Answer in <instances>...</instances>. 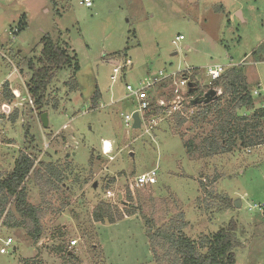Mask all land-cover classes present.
Wrapping results in <instances>:
<instances>
[{
  "label": "rangeland",
  "instance_id": "rangeland-1",
  "mask_svg": "<svg viewBox=\"0 0 264 264\" xmlns=\"http://www.w3.org/2000/svg\"><path fill=\"white\" fill-rule=\"evenodd\" d=\"M82 1L0 0V87L7 82L14 94L8 105L0 97V180L20 152L61 171L43 194L33 174L26 180L27 201L39 210L41 237L32 241L29 223L24 228L0 224V264H156L145 219L162 226L180 214L184 233L195 242L234 221L240 243L235 264H264V207L248 211L264 202V144L238 145L210 157L198 151L189 155L184 143L197 145L212 129L195 117L198 108L188 107L189 98L164 115L150 136L124 126L126 101L109 104L126 96V82L136 85L160 71L171 75L190 69L204 93L210 81L206 68L219 64L225 70L243 68L259 109L264 104V0H90L89 8ZM20 20L27 26L17 33ZM45 34L68 43L79 66L75 91L64 85L69 69L50 83L49 105L43 109L47 128L26 89L27 60L39 55ZM178 36L183 39L173 45ZM124 59L132 67L112 84L109 61ZM215 89L220 95L222 89ZM95 92L99 98L93 106ZM151 96L167 105L172 100L168 87ZM15 110L18 117L11 122ZM175 113L186 119L181 127ZM103 139L114 142L112 160L102 155ZM153 169L157 183L136 188L135 178ZM224 198L239 200L240 207H225ZM101 203L112 215L95 222ZM8 238L12 246L3 249ZM61 246L76 260H65L56 251Z\"/></svg>",
  "mask_w": 264,
  "mask_h": 264
},
{
  "label": "trees",
  "instance_id": "trees-1",
  "mask_svg": "<svg viewBox=\"0 0 264 264\" xmlns=\"http://www.w3.org/2000/svg\"><path fill=\"white\" fill-rule=\"evenodd\" d=\"M26 26V23L20 20L16 26V32L19 33ZM40 46L39 55L28 59L26 63L30 72L26 89L33 108L41 117L44 107L49 105L48 87L57 73L64 69L71 70L69 80L64 83L68 92L71 93L78 87L75 78L79 66L77 57L68 43L61 42L59 37L54 40L45 34L40 39ZM252 54L254 55L255 51ZM182 74L187 76L186 73ZM192 82L194 81L192 80ZM211 86L212 88H221L222 92L215 101L206 105L193 104L196 99L203 96L199 85H195L186 95L190 103L188 107L197 106L198 108L195 117H200L202 122L212 126L210 133L202 138L199 144L195 145L192 140L184 143L187 154L191 155L194 151H198L202 157H210L229 153L238 145L246 149L263 145L264 104L259 109H254L255 99L243 68L232 67L224 70L220 78L214 81ZM0 97L7 103L14 99V94L10 91L7 82H4L0 87ZM98 98L99 94L95 92L92 97L93 106ZM51 106L53 109H57L58 103L53 102ZM239 110H252V113L247 115L244 111V114L240 115L237 112ZM163 114L164 110L155 105H151L149 111L146 112V115ZM17 117V110L12 111L9 115L11 122H15ZM174 117L179 118V127L186 122V119L179 113H175ZM28 136L29 130L27 129L25 139ZM31 174L38 185L40 194H43L53 187L52 181L60 179L61 171L51 162L36 163L35 157L20 152L12 170L0 180V224L5 228H24L29 223L31 229L27 235L36 244L41 237L39 210L38 207L28 203L25 188V182ZM222 200L227 208L234 205L230 198ZM111 215L110 206L101 203L95 209L93 219L95 222H99L104 217H111ZM183 218V214H180L176 220L162 226H155L153 221L145 219L146 238L151 249L152 259L156 264L236 263L234 249L240 246V243L235 233L237 225L234 221L195 242L184 233L186 223ZM56 251L71 263L76 260L75 255L66 251L62 246L56 248Z\"/></svg>",
  "mask_w": 264,
  "mask_h": 264
},
{
  "label": "built area",
  "instance_id": "built-area-1",
  "mask_svg": "<svg viewBox=\"0 0 264 264\" xmlns=\"http://www.w3.org/2000/svg\"><path fill=\"white\" fill-rule=\"evenodd\" d=\"M80 4L84 5L85 7L89 8L92 6L90 0H83L80 2ZM183 39L182 36L176 37V39L172 42L173 45H176L178 41H181ZM112 76L111 81L112 84L116 82L119 79V76L122 74V71L129 70L132 67V62L130 59H124L123 61L116 60L113 61L112 64ZM225 68L224 66H221L219 64H213L206 68V76L209 78L208 83V90L212 83L220 78V76L223 74ZM190 69L186 70L185 73L187 76H184V74H164L162 71L158 73V76H154L152 78H143L138 81L136 85L132 84H126L125 90H126V97L124 100L129 101L132 104V108L130 111L124 113L123 115V121L124 126L128 129L133 128L134 120H133V114L137 113L140 119V128L137 129L138 131H142L143 134L151 135V133L156 129V127L163 121L164 115H170L172 112L179 109V106L181 105V100L186 98L187 93L189 91V83H195L192 82L190 74ZM196 85V84H194ZM165 87L170 88V96L172 97V100L169 101V104L167 105L165 100L163 98L157 99L156 97H152L151 93H153L157 88L163 89ZM195 87V86H194ZM215 89V88H213ZM207 90V91H208ZM216 90V89H215ZM205 91L204 93H206ZM219 91H217L218 93ZM203 93V95H204ZM253 94L255 96H259L258 91H254ZM28 102L30 105H32V101L30 100L28 96ZM193 99V98H192ZM113 104V103H111ZM188 104H190L188 102ZM151 105H155L160 108H164V114L163 115H146V112L149 111ZM193 113V111H191ZM101 152L103 156H106L109 160H112L113 157L110 156L112 153V146L109 147V152L105 151V144L104 142L101 143ZM157 183L156 180V169H153L145 174H142L135 178L134 180V186L136 188H141L144 186H154ZM107 196H112V193L108 191ZM264 207V202L262 204H256L252 207H249L248 211H254L256 209H262ZM12 244V239L8 238L6 241H4V245L6 247L10 246ZM71 247L76 246V241L70 242Z\"/></svg>",
  "mask_w": 264,
  "mask_h": 264
},
{
  "label": "water",
  "instance_id": "water-1",
  "mask_svg": "<svg viewBox=\"0 0 264 264\" xmlns=\"http://www.w3.org/2000/svg\"><path fill=\"white\" fill-rule=\"evenodd\" d=\"M195 85L193 83H189L188 87H189V91L194 87ZM219 94L217 93V91L213 88L209 89L206 93H204V95L199 99H196L193 104L197 105V104H208L210 102L215 101L218 98ZM133 120H134V124H133V128L135 130L140 128V119L137 113L133 114ZM41 122H42V126L44 128L48 127V121H47V114L43 113L41 115ZM95 186V185H94ZM234 205L236 208L240 207V201L236 200L234 201Z\"/></svg>",
  "mask_w": 264,
  "mask_h": 264
},
{
  "label": "crops",
  "instance_id": "crops-1",
  "mask_svg": "<svg viewBox=\"0 0 264 264\" xmlns=\"http://www.w3.org/2000/svg\"><path fill=\"white\" fill-rule=\"evenodd\" d=\"M109 63H110V65L112 66V64H113V61H109ZM124 78V77H123ZM145 78V77H144ZM126 84H129V83H125L124 85H126ZM126 97V96H125ZM125 97H122V98H118V99H114V98H111L110 99V101H109V104L110 105H112L111 103H116V102H122V101H126L127 102V111L126 112H128V111H130L131 110V108H132V104L129 102V101H127V100H123ZM10 103V102H9ZM7 105H8V103H7ZM125 112V113H126ZM156 140H157V138H156ZM104 141H108V140H106V139H103V140H101V143L102 142H104ZM109 143H110V145L112 144V143H114V142H110V141H108ZM100 150H101V147H100ZM2 244H3V249H7V248H9V247H11L12 246V244L10 245V246H8V247H6L5 245H4V241L2 242Z\"/></svg>",
  "mask_w": 264,
  "mask_h": 264
},
{
  "label": "bare ground",
  "instance_id": "bare-ground-1",
  "mask_svg": "<svg viewBox=\"0 0 264 264\" xmlns=\"http://www.w3.org/2000/svg\"><path fill=\"white\" fill-rule=\"evenodd\" d=\"M105 151L109 152L110 143L108 141H104Z\"/></svg>",
  "mask_w": 264,
  "mask_h": 264
}]
</instances>
